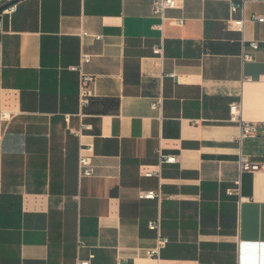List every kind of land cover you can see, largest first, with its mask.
<instances>
[{
  "label": "crops",
  "instance_id": "1",
  "mask_svg": "<svg viewBox=\"0 0 264 264\" xmlns=\"http://www.w3.org/2000/svg\"><path fill=\"white\" fill-rule=\"evenodd\" d=\"M153 1L20 0L5 19L0 264H264V134L241 139L229 121L241 100L246 120L264 123V23L252 20L264 3L232 14L241 0H180L162 31ZM243 15L244 33L232 30ZM82 50L95 78L83 109L70 70ZM89 145L94 175L80 179ZM160 148L180 161L146 177ZM241 156L263 169L242 172ZM159 188L161 203L139 197ZM159 216L169 243L156 259Z\"/></svg>",
  "mask_w": 264,
  "mask_h": 264
},
{
  "label": "built area",
  "instance_id": "2",
  "mask_svg": "<svg viewBox=\"0 0 264 264\" xmlns=\"http://www.w3.org/2000/svg\"><path fill=\"white\" fill-rule=\"evenodd\" d=\"M180 0H154L152 7V15L161 20V23L157 25L155 28L164 30L165 22L167 20V11L171 9H175L178 7ZM248 2H263L264 0H241L239 3H235L231 5V13L235 14L239 11L244 13L246 4ZM16 10V5H11L6 9L0 11V70L3 68V37L6 34L5 29V19L11 18L13 13ZM246 18L243 15L239 19H235L231 17L227 22L232 30H236L238 32L244 33ZM252 20H255L259 23H264V17L254 15L252 16ZM177 22L182 25L184 24V19H177ZM93 37L95 40H101V35H92L87 31L81 32L82 40L86 37ZM250 49H245L243 52V59L245 61H252L254 59V51L259 49L258 42H252L250 44ZM164 43L159 46H156L153 50L154 54L163 58L164 56ZM92 60V55L88 54L84 50H82L79 63L75 66H71L70 70L79 73L80 75V106L81 108H85L92 97L91 84L94 82L95 78L91 74H87L85 71V67ZM262 81H264V76H262ZM245 81H252L250 77L245 78ZM163 106V98L160 97L155 102V108H162ZM230 123L238 124L241 128V139L242 138H257L260 135L264 134V123L258 122H250L246 120L244 116V107L243 102L240 100L238 102H233L230 105ZM12 116L7 112H0V148L3 142V138L5 136V128L4 124L8 123L11 120ZM91 129L90 125L82 123L81 127L78 129L72 130L73 133L79 137H82L83 132L85 130ZM95 156L94 146H82L80 149L79 161H78V173L79 178L92 177L94 175V164L93 159ZM159 156V164L158 170H151L145 174L146 177L157 176L161 179V170L165 164H177L180 161V156L165 154L163 149L160 148L158 150ZM240 165L242 172H251L257 173L263 169V165L260 162L252 161L246 156H241ZM238 194L241 195L240 188L237 190ZM139 197L141 199H154L158 200L159 203L162 202L164 196L161 188L156 191H142L139 193ZM247 198L241 197V200ZM149 228L157 233V241L156 246L149 251V256L151 258L159 259L162 249L169 243V238L165 237L162 233V218L159 216L156 220H153L149 223ZM93 256L85 260H79L78 264H92Z\"/></svg>",
  "mask_w": 264,
  "mask_h": 264
},
{
  "label": "water",
  "instance_id": "3",
  "mask_svg": "<svg viewBox=\"0 0 264 264\" xmlns=\"http://www.w3.org/2000/svg\"><path fill=\"white\" fill-rule=\"evenodd\" d=\"M20 0H3L0 2V11L6 9L7 7L18 3Z\"/></svg>",
  "mask_w": 264,
  "mask_h": 264
}]
</instances>
